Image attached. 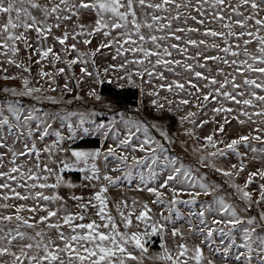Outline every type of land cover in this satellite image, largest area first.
<instances>
[{
  "label": "snow or ice",
  "instance_id": "6c2138e0",
  "mask_svg": "<svg viewBox=\"0 0 264 264\" xmlns=\"http://www.w3.org/2000/svg\"><path fill=\"white\" fill-rule=\"evenodd\" d=\"M102 50L115 62L104 74L147 87L157 112L183 113L189 137L215 125L200 145L214 150L199 164L227 178L231 193L171 154L152 129L173 138L155 123L123 112L95 123V112L22 102L72 104L82 97L64 99L74 91L69 81L79 88L85 78L93 81L88 96L101 100L96 85L105 81L89 67ZM0 58V79L21 81L0 89V264H264V0H0ZM4 63L20 71L8 75ZM233 120L247 131L217 138ZM85 136L102 137L101 147L75 146ZM230 155L236 163L217 167ZM78 174L80 183L71 178ZM123 188L149 194L162 211L109 193ZM156 237L161 251L149 256Z\"/></svg>",
  "mask_w": 264,
  "mask_h": 264
},
{
  "label": "rangeland",
  "instance_id": "374dc122",
  "mask_svg": "<svg viewBox=\"0 0 264 264\" xmlns=\"http://www.w3.org/2000/svg\"><path fill=\"white\" fill-rule=\"evenodd\" d=\"M99 43V38H94L93 42L91 45L88 47L90 48H95L96 45ZM82 48L85 46L81 45ZM105 52V56H97L96 61L97 65L96 68H92L91 66L89 67V71H99L101 74V79L105 81V84H109L112 87L123 90V89H130L131 91H136L137 93V100L135 104H125L124 106H118L112 99H110L108 96L104 95L101 92V86L96 85L98 94L101 96V100L97 101L93 97L88 96V91L90 90L89 86L93 83L92 79L85 78L84 81H81L80 87L76 88L75 87V80L69 81L70 86L74 88L73 93H69L64 95L65 100L72 99L73 96L75 95H80L82 97L81 100H73L72 104H59V105H52L48 102H35L32 101L30 98H22V102L25 104H36L37 107H40L43 111H48V112H54V111H69V112H81L85 114H89L91 112H95V116H89L90 120L95 121V123H107L109 120L112 119L114 115H116L118 112H123L126 116H131L135 119H142L149 125L155 123L156 125L159 126V128L163 131H167L169 135L173 138L172 143H168L167 140H164L161 136L159 131L156 129H152V134L156 136L157 139H160L162 143L166 145L170 149V153L173 155L178 156L185 164L193 167V168H199V173L200 174H206L212 181L221 183L223 184V187L227 190L228 193H231L233 190L228 187V184L225 182L227 178L221 177L218 173L212 172L210 169L204 168L200 166L199 160L201 156H206L208 151H213L214 149H207V150H202L200 149V145L204 142L202 137L212 133L213 129L215 128V125L213 123H209L208 125H205L202 128H197L195 130L196 135L189 137L188 135L185 134V127H191L190 125H184L181 126L179 122V115H182L183 113H177L173 115L172 113H160L157 112L154 106L151 104V100L154 99V97H150L146 95L148 88L145 87L144 93L141 92L139 88H134L131 85L127 83L126 80L124 79H117V77L123 76L122 72H117V71H110L108 74H104L103 68L107 67L108 64L110 63H115L111 60V54L108 53L107 50H102ZM22 58L25 59L26 57L22 53ZM3 58H0L2 60ZM4 68L8 69V75L15 74L19 72L20 70L17 69L14 66H9L7 63H4L2 65ZM62 66V65H61ZM82 65H76L73 67V71L76 73L77 78H79L82 74L80 73V67ZM46 70H51V69H46ZM38 71V68L36 66L32 67V76L35 77L36 72ZM4 75L2 71H0V76ZM23 75H28V73H23ZM111 81V82H109ZM65 79L63 76L59 77L57 80V84H59L61 87L64 84ZM139 83V81H137ZM104 84V83H103ZM123 85V87H121ZM21 86V81L20 80H3L0 79V89L4 87H17L19 88ZM48 95H55L59 98L61 93L58 91L56 93H47ZM4 95L3 93H0V96ZM167 95V93L161 91V96ZM171 98V97H170ZM167 107V106H166ZM207 118V117H205ZM219 119V118H218ZM73 122H77V118L73 117ZM89 126V125H85ZM94 126V125H91ZM54 127H59V123L55 124ZM122 127V126H121ZM62 131L67 135L66 129H62ZM247 129L241 127L238 125L236 121H232L229 126H226V133L227 135L220 136L217 138H222L226 142L238 134H242L246 132ZM196 137H200L201 139H197ZM94 138L97 139L99 142V146L101 147V141L103 140L102 137L98 136H85L83 139H90ZM81 139H77L75 141V146L85 148V149H92L95 147H83L79 146V142ZM113 141L109 138L107 141L103 143V147H107L108 145H111ZM222 147V145H218ZM241 152L246 151L243 147L240 148ZM137 155H140V153H137ZM207 162V161H206ZM217 167H228L230 166L231 163H236L237 162V157L230 155L227 159L225 158H218L216 161ZM259 164H255L250 166V170L254 169L255 167H259ZM82 175L83 174H78L74 175L71 178L77 182L80 183L82 180ZM247 173H242L240 177L235 178L236 183L242 184L244 182V179L246 178ZM256 185H251L250 190L255 188ZM76 192V194H84L85 196L89 195L90 192L85 191L81 188H77L73 190ZM166 191V190H165ZM68 192L70 194V191L67 189L62 190L61 194H65ZM109 193L113 197L117 196H122V195H127L129 198H138L141 200H146L149 201L150 206L152 207V211L155 214H158L160 211H162V207L159 205H153L151 204V200L154 199V197L150 196L147 193H137L132 190H129L127 188H123L119 191L115 189H110ZM168 199L171 197L168 196ZM185 199L187 196L184 197ZM202 199H210L209 197H202ZM229 199L237 205V207H242V204L238 201L237 198L234 196H230ZM71 204L72 202L69 201ZM181 211L187 214L189 211L188 206L181 205L180 206ZM115 214V212H114ZM194 219V218H193ZM183 222H177V226H181ZM186 227V225H184ZM190 243L192 241H189ZM198 242V241H196ZM160 239L158 237L153 238L152 244L149 246V253L148 255H154L158 252L161 251L160 247ZM169 247H173V242L169 241ZM205 251H207L205 249ZM144 264H161L159 261H153L148 259L147 257L144 260Z\"/></svg>",
  "mask_w": 264,
  "mask_h": 264
},
{
  "label": "trees",
  "instance_id": "16d2710c",
  "mask_svg": "<svg viewBox=\"0 0 264 264\" xmlns=\"http://www.w3.org/2000/svg\"><path fill=\"white\" fill-rule=\"evenodd\" d=\"M101 92L112 99L118 106H124L125 104H135L137 100V93L135 90H119L107 83L102 84ZM78 145L83 147H97L99 146V142L97 139L90 138L81 140Z\"/></svg>",
  "mask_w": 264,
  "mask_h": 264
}]
</instances>
